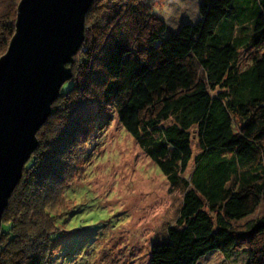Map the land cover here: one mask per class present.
Returning <instances> with one entry per match:
<instances>
[{
  "label": "trees",
  "instance_id": "16d2710c",
  "mask_svg": "<svg viewBox=\"0 0 264 264\" xmlns=\"http://www.w3.org/2000/svg\"><path fill=\"white\" fill-rule=\"evenodd\" d=\"M148 1L95 0L90 8L72 79L3 214L0 264H54L62 193L91 133L81 115L92 101L111 106L184 190L176 225L152 246L149 264H199L212 252L264 264V216L249 219L264 201V0H202L201 18L173 33ZM19 2L0 0V57ZM100 33L109 39L91 51Z\"/></svg>",
  "mask_w": 264,
  "mask_h": 264
},
{
  "label": "rangeland",
  "instance_id": "374dc122",
  "mask_svg": "<svg viewBox=\"0 0 264 264\" xmlns=\"http://www.w3.org/2000/svg\"><path fill=\"white\" fill-rule=\"evenodd\" d=\"M201 1L148 3L151 11L166 21L168 33H173L184 23H195L201 18ZM125 20L120 25H125ZM106 36L96 34L91 51L105 44L109 39ZM82 112L91 133L82 143L83 156L78 160L75 176L69 178L72 185L62 193L60 206L66 218L61 224L63 233L52 250L54 264H149L152 246L166 237L169 227L176 225L184 190L172 186L142 152L111 106L92 101ZM194 150L198 151L196 145ZM193 165L192 162L186 177L191 175ZM263 216L264 201L249 219ZM245 261L241 255L230 263ZM230 263L219 252H212L199 262Z\"/></svg>",
  "mask_w": 264,
  "mask_h": 264
},
{
  "label": "water",
  "instance_id": "95a60500",
  "mask_svg": "<svg viewBox=\"0 0 264 264\" xmlns=\"http://www.w3.org/2000/svg\"><path fill=\"white\" fill-rule=\"evenodd\" d=\"M95 0H20L15 34L0 57V242L3 214L39 145ZM1 255V252H0Z\"/></svg>",
  "mask_w": 264,
  "mask_h": 264
}]
</instances>
